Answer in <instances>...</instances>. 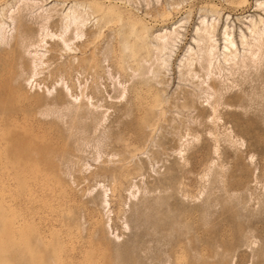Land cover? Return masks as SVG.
<instances>
[{
  "label": "rangeland",
  "instance_id": "obj_1",
  "mask_svg": "<svg viewBox=\"0 0 264 264\" xmlns=\"http://www.w3.org/2000/svg\"><path fill=\"white\" fill-rule=\"evenodd\" d=\"M74 2L91 8L97 76L87 79L84 92L94 93L92 101L102 95L98 101L107 110L96 128L69 135L61 123L39 133L0 131V264H264L262 85L253 67L230 75L237 85L227 92L244 85L248 92L257 83L259 91L232 113L219 107L220 118L212 122L205 93L182 64L187 47L196 48L192 38L201 17L215 19L220 50L227 27L241 53L239 34L250 39L246 27L251 18H264V5H258L264 0H0L7 33L13 32L7 15L17 6L30 26L19 61L31 81L13 83L17 95L51 89L59 76L50 70L83 56L60 52V42L48 37L38 45L42 50L30 44L38 37L35 15L51 7L65 11ZM173 26L179 35L164 63L167 50L155 49V36ZM50 29L57 32L58 25ZM35 49L51 59L32 77L27 64ZM133 89L140 93L137 106ZM31 151L39 159L30 161ZM57 151L65 159L58 180L37 171L49 170L48 155ZM21 158L26 166L13 164ZM101 186L107 188L105 205Z\"/></svg>",
  "mask_w": 264,
  "mask_h": 264
},
{
  "label": "bare ground",
  "instance_id": "obj_2",
  "mask_svg": "<svg viewBox=\"0 0 264 264\" xmlns=\"http://www.w3.org/2000/svg\"><path fill=\"white\" fill-rule=\"evenodd\" d=\"M34 3L36 4V2ZM258 5L260 7L261 5L263 6L264 4L262 2H259ZM29 7L32 8L31 6ZM51 8L52 9L50 10H48L49 8L48 9L46 8L47 9L46 11H43L35 15L34 24H32L33 22L32 20L31 22L32 25L37 24L36 32L38 31V37L36 38L37 41H33V42L31 41L32 43L30 44H32L33 46V44H36L35 42H37L36 46L39 45L40 47H42L45 37H48L50 38V40L56 39L58 40V42H60L61 49L58 48L60 52L77 51L83 56L78 57L76 55H73L72 59L70 60V63L67 66L63 64H57L50 70L51 74L57 75V77L59 76V81H56V84L53 83L51 89L44 87V90L40 93L41 88L38 87L40 89V90L37 89L39 91V94H36L34 96L17 95V93L14 91V88L11 85L13 83H17L20 78L23 79L22 81L24 82L26 81L25 84L27 82H28L27 84H29V82L31 81V80L28 81V79H31L29 77L30 75L28 76V74L24 73V75L26 74L27 76L23 77L22 75L23 71L21 72L22 63L19 61L21 60V54L24 53L25 50H27V49H23L22 47H24L26 44L28 45V41H27L29 38L28 35L31 33L30 26L23 18V15L20 13L21 8H19L18 6L15 9L16 10L15 14L13 13V10H10L11 13H8L7 15V17L11 20L13 24V28H12L13 32L7 33V29H6L7 24L0 17V131L2 132L5 133L10 131L18 132V130L22 129L30 133L33 132L39 133L46 129L47 124L51 125V124L61 123L62 127L66 131H68L67 135H69V133H71L72 130L75 128H79L82 130L86 129L88 126H92L93 128H96V126H98L101 123V121L104 120V114L107 108L104 107L105 104L99 103L98 101V99L100 100L102 99V95H99L98 98H96L97 100L95 99L96 101L95 100L92 101L93 100L92 94L94 93L91 90L89 92H84L87 79L93 77L96 78L97 76L96 73L97 71L95 70L94 67L95 65L94 63L91 62V59H93L91 56L92 49H90L91 47L90 43L92 41L90 35L93 32L90 31L91 25H89L91 8L89 5L83 6V4L76 2L70 4V6L67 9L65 8V11L64 10L60 11L53 7ZM263 8L264 6L262 7V9ZM249 22L250 24L246 28L249 33L250 39L247 38L248 34L246 35L243 32L239 34L238 40L240 45L242 46L241 53L240 51H238L237 46L235 45V41L231 36L232 32L230 33L227 27H223V31L221 34L223 39L222 42L223 44L220 50L217 47L216 38H214V31L216 28L215 19H211L210 21H208L204 17L200 18L199 20L200 25H197L194 30L196 37H193L192 40L195 43L196 48L191 46L187 47L186 50L187 55L184 57L183 59L184 61L182 64L184 65V67H187L186 73L190 75V78L197 79L196 85L200 87L201 92L205 93L206 95L205 100L207 101L206 103H208L207 105H209V108L211 110V113L208 114V116L211 115L210 119L212 120V122L215 121L217 122V120H219L218 118H220L219 114L217 115L219 107L226 108L227 110H225V113H230V112L232 113L233 112L232 110H234V108L239 106L240 107L245 106L244 105L245 103L242 102H244L246 96L255 94L257 90L259 91L258 83L262 85L261 86L262 89L260 90L261 95L264 94V67H263L264 66V18L258 17L257 20H252L251 18ZM55 23L58 25L57 32H53V29L52 30L50 29V26ZM177 28L179 27L173 26V28L169 29L168 31L165 30L164 32L161 31L162 33L160 32L157 35L155 34L156 35L155 38L158 40V44L156 46L153 45L155 46V49L161 52L163 50H167L166 57L162 59L160 58L161 61H163L164 63L166 62L167 58L170 57L169 53L172 52L174 42L176 41V38L179 35V31ZM36 34L37 33H35V36ZM39 46L38 48H40ZM12 47H18V48L10 49ZM25 48L28 47L25 46ZM40 49L42 50V48ZM28 53L26 54L28 55ZM56 53L59 54L58 52ZM14 54H17V58L13 57ZM45 54L46 53L44 52V50L43 52H39L35 49L32 52L31 58L29 59L30 61H28L29 63L27 64L29 65V68L31 70V72L30 71L29 72L31 73L32 77L34 74L39 73L43 68L48 66L47 62L51 58H49L48 56L45 57L46 56ZM222 64H224L225 66H223ZM100 65L101 64H99V66ZM226 65H228V67H226ZM249 67L254 68L256 80H259V82L256 85L250 84L249 85L250 90L248 92H247L248 85L240 86L238 91L234 90L227 92L229 89L231 90L233 86L236 87L237 85L234 79L229 80L230 78L229 76L233 75V73L237 71L247 70V68ZM224 68H227L228 70L226 71L228 72L227 74L226 73L221 74V71ZM158 71L159 70H157V72ZM74 74L76 78H74ZM138 74L140 73L138 72ZM153 74H151L152 77ZM62 75H65V77H67L66 80L67 79L71 80L72 82L71 86L67 85L64 82V80L62 79ZM73 80L76 81L77 83L74 82ZM227 81L230 82L228 83ZM81 82L83 83L82 85ZM31 85L34 86L33 83ZM75 89H78L77 93H73ZM124 90H125L124 87H122V93L124 92ZM38 91L36 92L38 93ZM132 93L133 95L131 96V100L133 101V105L137 106L139 104L138 100H140V95H139L140 93L136 89H133ZM187 95L189 96V94ZM190 101L194 102L193 97L192 100ZM201 110H205V109H201ZM246 113L247 112L245 111L244 114ZM247 115L249 116L255 114L251 112L250 114L248 113ZM87 121L89 122V125ZM8 134L9 133H7V135ZM10 141L12 140L10 139ZM36 154L37 152L31 151V153L28 154L27 158L28 159L30 158V161L39 159ZM21 156L22 158L23 157L25 158V156L23 155ZM48 157H50V163H51L49 170L38 169L37 171L39 172L43 171L52 177L54 176V178L58 180L59 178V175L57 174V169L59 167L58 164L59 162L61 164L63 160H65L64 155L61 151H57L54 152L53 154L50 153ZM22 158L17 162H16L17 158H15L16 160L15 159L13 160L14 161L13 164L17 163L19 166H23V167L26 166L27 164L25 163V161L27 159L24 160ZM13 161L10 160V162ZM60 170L61 169H59V171ZM115 171L112 170L110 174L112 176H116ZM43 175L45 176V174ZM106 190L107 188L101 186L102 204L107 203ZM129 193H132V191ZM132 195L134 194H131V196ZM14 252H16V250ZM17 256L18 254L16 255V257ZM22 261H24V259Z\"/></svg>",
  "mask_w": 264,
  "mask_h": 264
}]
</instances>
